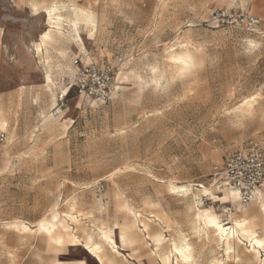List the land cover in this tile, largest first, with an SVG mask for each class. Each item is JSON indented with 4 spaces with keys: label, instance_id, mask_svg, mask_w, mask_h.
I'll use <instances>...</instances> for the list:
<instances>
[{
    "label": "rangeland",
    "instance_id": "obj_1",
    "mask_svg": "<svg viewBox=\"0 0 264 264\" xmlns=\"http://www.w3.org/2000/svg\"><path fill=\"white\" fill-rule=\"evenodd\" d=\"M228 5L0 0V264H182L172 250L181 241L186 264H261L264 247L256 255L245 239L226 246L194 215L205 210L200 199L213 207L197 185L213 190L224 155L264 145V0L234 4L259 19L253 30L206 23ZM54 6L57 25L47 17ZM80 11L93 23L79 17L75 30ZM182 54L191 63H175ZM90 59L111 67L113 95L103 104L70 88ZM223 192H213L218 218L255 220L263 238L259 200L225 202ZM53 211L59 243L34 226ZM124 224L138 233L115 236L116 247L103 239ZM94 244L101 261L86 246Z\"/></svg>",
    "mask_w": 264,
    "mask_h": 264
},
{
    "label": "built area",
    "instance_id": "obj_2",
    "mask_svg": "<svg viewBox=\"0 0 264 264\" xmlns=\"http://www.w3.org/2000/svg\"><path fill=\"white\" fill-rule=\"evenodd\" d=\"M229 5L214 10L206 20L211 27H243L253 30L258 18L241 6ZM75 60V64H77ZM111 67L98 66L92 59L84 63L74 74L70 88L79 96L93 103L103 104L112 99ZM60 106L55 113H59ZM4 135L0 133V140ZM213 189L218 192L233 191L240 205H246L257 199L264 188V145L249 144L229 150L221 164L215 165L211 173ZM228 211L232 208L228 207Z\"/></svg>",
    "mask_w": 264,
    "mask_h": 264
},
{
    "label": "bare ground",
    "instance_id": "obj_3",
    "mask_svg": "<svg viewBox=\"0 0 264 264\" xmlns=\"http://www.w3.org/2000/svg\"><path fill=\"white\" fill-rule=\"evenodd\" d=\"M54 8V7H53ZM53 8L51 9V10H48L47 11V17H48V20H49V23H51V24H55V25H57L58 24V22H59V15L58 14H56V12H55V10H53ZM56 9V8H55ZM76 9V8H75ZM78 11H79V9H78ZM51 12V18L49 17V13ZM83 13H85V12H81L80 11V13L78 14L77 12L75 13V15H76V18L74 19V22H73V24H72V26L75 28V30H76V24H77V22H78V18L79 17H81L83 20H84V22L86 23V24H89V25H91V23H93V21H92V18H91V16L88 14L87 16H85V15H83ZM50 27H52L51 25H50ZM54 27V26H53ZM50 30H52V29H48V30H46V31H44V32H42L41 34H40V39L42 40V41H45L46 40V42H47V39H49L50 38V36L52 35L51 33H50ZM55 32H56V30H54ZM93 31V30H92ZM53 36V35H52ZM78 38H79V40H81V38H80V36L78 35ZM40 40V41H41ZM49 42H51V41H49ZM41 43H43V42H41ZM47 44H48V42H47ZM38 49H40V48H38ZM32 54V53H31ZM26 55L28 56V58H29V60H30V56H29V54L26 52ZM173 55V54H172ZM172 58V57H171ZM179 60H181V59H187V63L188 62H190V59H191V57L189 56V54H182V55H180L179 57H177ZM172 61V60H171ZM173 62V61H172ZM14 63L16 64V60L14 61ZM191 63V62H190ZM35 65V64H34ZM183 65V64H182ZM67 91H68V89H67ZM66 91V92H67ZM253 100V99H252ZM244 104V103H243ZM250 105V104H249ZM252 111V110H251ZM205 184V183H204ZM204 184H199V185H197L198 187H200L201 185H203L204 186V188H202V191H204V189H207L208 191H212L211 189H210V187H207V186H205ZM210 185H212V184H210ZM233 194H235V195H233ZM261 194H262V191H260L259 192V195H258V197H257V199L256 200H259L260 198H261ZM227 196L228 197V199L227 200H225V199H223V197L224 196ZM237 196H236V193L235 192H233V191H224L223 192V196H222V200H224L225 202H229V201H231L233 198H236ZM125 208H127L125 205H123ZM74 208V207H73ZM53 209H55V208H53ZM71 209V208H70ZM259 209H260V213L262 214L260 217H259V222H260V224H261V227H262V229H263V231H264V201H261V200H259ZM72 210V209H71ZM127 211H128V209H127ZM56 213V212H55ZM79 214V213H78ZM126 214H129V213H126ZM132 215V214H131ZM216 215V214H215ZM69 216V215H68ZM217 216V215H216ZM70 217V216H69ZM73 217V216H72ZM132 217H133V219H135V216L134 215H132ZM218 217V216H217ZM78 219V218H77ZM202 219V221L205 223V225L207 226V227H209V228H212L210 225H208V224H206V222H205V220H204V218L202 217L201 218ZM73 220V219H72ZM220 220V219H219ZM41 221H45L44 219H41V220H39L37 223H36V225H34L35 227H36V229L37 230H42L41 229V227H40V224H41ZM57 221V219L56 220H52V216H51V220L48 222L47 221V226H49V231L47 232L48 234H49V232H51V235H49V236H51L53 239H55V241H59V242H61L62 241V235L60 234V233H58V232H56L55 230H54V227H55V224H54V222H56ZM76 222V221H75ZM202 223V222H201ZM30 224V223H29ZM220 224L227 230V234H226V236H225V238L223 239L224 240V242H225V245L226 246H228V245H231L232 243H235V239H238V240H242V239H245L246 241H248V243H249V246H251V249L254 251V254H256V255H260V248H262L261 246H260V242H264V237L263 238H259L258 236H257V232H256V229H255V220H249L248 218H246V217H242V218H229L228 219V221H226V222H222L221 220H220ZM32 225V224H31ZM117 225V224H116ZM22 227H23V225H22ZM24 227H25V229L26 228H28L27 226H25L24 225ZM204 229H205V227H204ZM27 230H29V229H27ZM34 230V229H33ZM138 227L136 226V225H133L132 227H129L127 224H124L123 226H118V231L116 232V231H105L104 232V236H108L109 237V239L112 241V243L110 244V245H114L115 247H116V244H115V242H114V237L116 236L118 239H121V237H123V239L122 240H126L127 238L129 239V235L130 234H137L138 233ZM212 230L215 232V235L217 236V238L218 239H220L219 238V236H220V232H219V229H217V228H212ZM207 231V230H206ZM31 232V231H30ZM35 232V231H34ZM213 235V234H212ZM214 238V237H213ZM89 240V239H88ZM91 240V239H90ZM77 242V240H75V239H73V240H71V243L72 244H74L75 245V243ZM108 242V241H107ZM223 242V243H224ZM109 245V246H110ZM175 245H177L178 247H180V248H183V249H185V250H187V249H190V246L188 245V243L187 242H185V241H181V243H179V244H175ZM87 246V248H88V250L89 249H91V252H93V253H95L94 255L96 256V258L99 260V261H101V257L98 255V251H99V247L97 246V244H94V246L93 247H91V246H89V245H86ZM106 247H108V245H105ZM113 247V246H112ZM110 248H111V246H110ZM192 248V247H191ZM110 250V249H109ZM250 250V249H249ZM234 251V250H233ZM110 252V251H109ZM115 252H117L116 250H115ZM252 252V251H251ZM250 252V253H251ZM106 253V252H105ZM177 254V253H176ZM186 255H187V259H185L184 257H180V256H178L177 255V257L181 260V263L182 264H184V262H185V264L186 263H190V252H187L186 251ZM252 255H253V253H252ZM255 255V256H256ZM249 256V255H248ZM248 256H247V258H248ZM254 256V255H253ZM243 257V256H242ZM245 257V256H244ZM108 258V257H107ZM176 258V257H175ZM246 258V257H245ZM106 261V260H105ZM176 261V262H175ZM174 262H175V264H180L179 262H178V260H175ZM194 262V261H193ZM83 264V263H82ZM174 264V263H173ZM261 264H264V257L262 258V260H261Z\"/></svg>",
    "mask_w": 264,
    "mask_h": 264
},
{
    "label": "snow or ice",
    "instance_id": "obj_4",
    "mask_svg": "<svg viewBox=\"0 0 264 264\" xmlns=\"http://www.w3.org/2000/svg\"><path fill=\"white\" fill-rule=\"evenodd\" d=\"M53 10H55V6L53 8ZM74 11L76 10L75 8L73 9ZM83 15L87 16L88 13H83ZM49 17L51 18V12L49 13ZM69 23L71 24V21H69ZM175 63L177 64H185L187 65V59H181V60H176L174 61ZM182 71L184 69H181ZM153 71H155V68L153 69ZM200 188H204L203 185L200 186ZM172 191H177V189H172ZM183 191V190H181ZM215 191V189H213L212 191H208L207 189H204L202 195L203 197H207L209 198V202H212L213 204V207H208V204L203 201L202 199H200V189H197V199H200V203H201V206L205 209L204 211H199L197 210L194 215H195V220L196 221H199L202 217L204 218L206 224L210 225L212 228H217L219 229V232H220V240L223 241V239L225 238L226 234H227V230L220 224V220L219 218L215 215V212H214V208H215V205L219 203L221 197L219 195H214L213 192ZM235 195V194H233ZM223 199L227 200L228 197L225 195L223 197ZM75 211V210H73ZM81 215H83L81 213ZM71 219H75V217H70ZM57 219V214L53 211L52 213V220H56ZM40 227L43 231L45 232H48L49 231V226H47V218L45 219V221H41V224H40ZM142 231H147V229H142ZM49 235H51V232H49ZM104 240L108 241L109 244L112 243V241L109 239L108 236H104L103 237ZM121 239H123V237H121ZM159 239V238H158ZM57 243H59V241H57ZM260 246L261 247H264V242H260ZM99 247V246H98ZM91 251V249H89ZM113 251H115V247H113L112 249ZM174 252L177 253L178 256L180 257H184L185 259H187V255H186V251L187 252H190V249H183V248H180L178 247L177 245L173 244V249H172ZM95 254V253H94ZM153 255H155V253H153Z\"/></svg>",
    "mask_w": 264,
    "mask_h": 264
},
{
    "label": "crops",
    "instance_id": "obj_5",
    "mask_svg": "<svg viewBox=\"0 0 264 264\" xmlns=\"http://www.w3.org/2000/svg\"><path fill=\"white\" fill-rule=\"evenodd\" d=\"M234 1L236 2V0H234ZM234 4H235V3H234ZM239 6H240V5H239ZM263 20H264V19H263ZM258 22H259V19H258ZM257 24H258V23H257ZM257 24H256V25H257ZM66 91H67V88L65 89V92H64L63 95H62L63 97H64V94L67 93ZM259 200H260V199H259Z\"/></svg>",
    "mask_w": 264,
    "mask_h": 264
}]
</instances>
